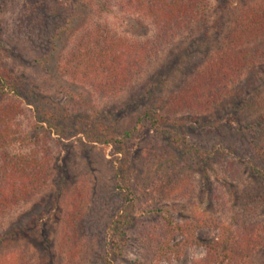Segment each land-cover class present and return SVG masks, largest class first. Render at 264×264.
Instances as JSON below:
<instances>
[{"label":"rangeland","instance_id":"1","mask_svg":"<svg viewBox=\"0 0 264 264\" xmlns=\"http://www.w3.org/2000/svg\"><path fill=\"white\" fill-rule=\"evenodd\" d=\"M93 1L84 6L81 0H0V68L17 88L0 92V107L21 102L16 120L29 138L43 134L40 124L47 127L35 114L36 98L45 102L38 100L39 107L73 116L68 127L78 126L76 132L41 137L53 158L49 179L30 201L0 218V255L22 253L28 264H105L107 229L121 206L119 161H129L140 187L159 177L177 184L180 191L157 204L180 223L201 220L202 239L216 238L219 223L264 225V182L249 164L252 146L264 143L256 125L264 113V34L247 46L252 65L238 83L228 84L215 106L200 113L169 106L226 39L235 14L264 0H210L202 29L163 45L127 87L108 95L70 81L61 73L63 60L77 51L87 31L106 29L116 38L145 42L153 38V27L141 11L113 3L103 10ZM147 111L164 117V131L152 128ZM102 128L113 138L135 129L118 145L106 143L110 137L99 133ZM173 131L186 150L175 148ZM72 199L77 212L66 210ZM205 254L204 247L190 246L181 258L157 264H192ZM139 258L131 243L124 262L113 264H137ZM256 261L264 264V248Z\"/></svg>","mask_w":264,"mask_h":264},{"label":"trees","instance_id":"2","mask_svg":"<svg viewBox=\"0 0 264 264\" xmlns=\"http://www.w3.org/2000/svg\"><path fill=\"white\" fill-rule=\"evenodd\" d=\"M92 1L81 0V4L85 6ZM95 1L103 10H110L109 5L113 3L119 8L141 11L153 27V38L145 42L116 38L107 33L106 29L103 32L100 29L86 32L84 29L87 36L78 41L77 51L63 60L61 73L70 81L83 84L102 95L121 92L139 72H142L148 61L153 58L152 55L158 53L163 45L171 44L187 31L202 29L210 2ZM233 22L232 30L213 57L206 60L204 69L197 72L182 90L171 96V109L194 113L210 109L227 91L225 89L228 84L238 83L244 71L252 65L253 55L247 46L264 34V4L254 2L242 7L235 14ZM67 24L72 25V21ZM59 30L57 29L53 36L57 42L62 37ZM255 90L259 91L257 88ZM1 91L4 94L12 91L17 93L16 83L11 82L0 68ZM69 94L72 98L76 95L74 92ZM36 99L33 102L35 114L38 115L39 121L47 123V127L40 124L43 134L35 138L25 137L17 124V115L23 113L21 102L15 104L13 101L9 106L0 107V218L18 205L30 201L48 181L53 158L49 156V150L44 144L46 141L43 139L53 133L61 136L78 129L73 123L68 127V120L73 116H60L61 112L54 108L39 107L36 105L39 99ZM146 117L153 129L157 132L164 131L165 120L162 115L147 111ZM75 119L77 121V118ZM263 123L264 113L258 123L256 122L260 131H264ZM134 129L125 131L117 138L110 137L106 130L110 137L106 143L121 145L132 135ZM100 131L101 135L106 134L103 128ZM171 138L175 148L186 150L187 145L178 133L173 131ZM249 164L264 182V143L252 146ZM115 168L116 188L120 193L121 206L107 229L105 264L123 263L131 243L135 244L140 254V258L136 259L137 264H157L172 257L181 258L190 246L204 247L206 250L205 257L192 264H258L256 257L264 248L263 224H244L234 228L230 223H219L216 225L219 231L216 238L202 239L197 235V230L204 225L201 220L180 223L169 210L157 204L165 195L180 191L177 184L163 182L164 179L159 177L153 185L140 187L133 181V170L129 161H119ZM172 179L177 183V180L173 177ZM66 210L78 211L75 199L70 200ZM177 237H180V240L176 241ZM78 247H81L80 242ZM0 264L28 263L22 253L11 252L0 255Z\"/></svg>","mask_w":264,"mask_h":264}]
</instances>
